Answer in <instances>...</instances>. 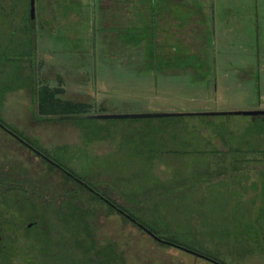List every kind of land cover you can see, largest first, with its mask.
<instances>
[{
    "label": "rangeland",
    "instance_id": "374dc122",
    "mask_svg": "<svg viewBox=\"0 0 264 264\" xmlns=\"http://www.w3.org/2000/svg\"><path fill=\"white\" fill-rule=\"evenodd\" d=\"M16 1L20 4L0 0L4 9L11 5L10 14L0 19V119L7 129L22 134L31 146L53 156L115 203L136 209L134 201L146 200L145 211L155 213L164 227L160 234L188 228L193 231L192 248L208 247L224 264H264V154H250L257 143L263 149L264 142L250 133L240 136L251 123H263L264 115L228 114L264 110V0H99L102 24L121 25L136 9L139 26L152 23L154 28H145V45L135 44L138 32L122 42H115L113 34L100 42L97 34L91 79L84 73L90 0H67L57 14L46 5L48 0H39L41 9L35 0V24L28 17L27 0ZM126 6L134 11L128 14ZM95 16L99 17L97 8ZM134 47L149 51L143 68H135L136 56L127 59ZM32 70L41 73L33 87ZM43 80L51 88L64 89L62 99L74 98L67 94L70 91L82 94L81 99L93 106L88 115H181L47 120L34 103L36 86ZM210 112L221 114H201ZM213 149L219 153H207ZM236 158L242 166L202 175L193 185L196 172L232 165ZM0 171L24 184L21 191L0 195L2 209L18 211L8 214L9 223H4L11 237L4 239L6 249L0 243V264H94L87 252L90 242L102 248V257L113 251L111 264H215L156 243L107 210L106 201L90 203L89 198L95 199L88 192L80 193L83 190L57 170L50 171L1 128ZM181 184L179 194L175 187ZM60 191H78L86 201L88 206H83L76 199L88 210L85 231L58 221L53 212L46 216L53 218L48 242L43 227L22 233L40 215L42 197L53 195L57 205L64 199ZM28 194L33 203L25 201ZM73 215L78 217L76 211ZM14 221L19 223L16 230ZM206 233L212 237L201 240Z\"/></svg>",
    "mask_w": 264,
    "mask_h": 264
},
{
    "label": "trees",
    "instance_id": "16d2710c",
    "mask_svg": "<svg viewBox=\"0 0 264 264\" xmlns=\"http://www.w3.org/2000/svg\"><path fill=\"white\" fill-rule=\"evenodd\" d=\"M27 8H29V2L27 0ZM59 3L61 5H59ZM68 1L67 0H62L60 2V0H48L46 2L47 6H50L52 9V11L56 13V10L59 11V7L62 6L63 8H65L68 5ZM87 7H88V13H85V18L89 19V41H88V49H86L85 52H87V54L89 55L88 58V62L86 65H84V73L90 77H92V71H91V67H92V63L94 64V54L95 51H93L92 47H91V42H92V31L94 28V39L97 38V34L99 35V41L104 42L103 38H107L108 36H111L112 34L114 35V40L115 42H122L126 36H128V38L133 35V32H138L137 34V38L134 40L135 44L136 41L138 43L142 42L144 45L147 44V39L148 37H146L145 35H148V33L146 32L145 28H149L151 30V32H153V24L150 23V25H144L145 28H143V26H139V20L141 19L139 15V12H137V10L130 7V6H126V12L129 14V12L134 11V15H130L128 18H126V20L124 21L123 24L118 25L117 23L113 22L112 24H110L109 26H107V24H102L103 21L102 19L104 18L102 16L101 13H103V9L100 4L99 0H90L89 3H87ZM43 2H40V8H42ZM97 8V13H98V18H96L95 16V9ZM5 12V9L3 7V4L0 3V19L3 18V13ZM115 13V12H114ZM127 14V15H128ZM106 17H109L106 13V15H104ZM84 17V16H83ZM105 17V18H106ZM117 17V18H116ZM119 16H111L109 19H118ZM107 19V18H106ZM29 20V18H28ZM138 20V21H137ZM151 21H153V19H151ZM116 36H118L119 38H116ZM102 44V43H101ZM135 46V45H134ZM34 47V44L33 46ZM146 47V46H145ZM147 48V47H146ZM95 50V49H94ZM139 49L134 47L133 48V54L129 55L127 59L133 58V57H137V61L138 64L136 65L135 68L139 69V68H143V64H144V60L147 57L148 54V49H147V53L145 54V49H140L141 52L138 51ZM81 53V52H79ZM84 55H86V53H84ZM151 57L154 59L155 57V52L154 49H152L151 52ZM27 59V58H26ZM1 60V57H0ZM20 60H25V58H21ZM25 61H29L30 63L34 62L33 58H28ZM86 66V67H85ZM33 67V66H32ZM87 67H89L88 71H87ZM39 68H42V64L40 62ZM40 75V76H39ZM41 77V73H39V71L35 74L32 70V73L30 74L29 78H30V82L32 83V87L35 86L33 83V80L37 79ZM91 79V78H90ZM44 84L41 82L40 86H36V91H35V98H34V103H35V108L37 110V113L40 114L43 118L47 119V120H52V119H57V120H66L68 118L70 119H78V118H85V116H89L92 117V115H88L89 113H91V111H93V106L85 100H82L81 96H83L82 94H75L73 92H69L67 94L72 95L74 98H66L62 99L60 98V95L64 93V89L62 88H51L50 86H48V84H46L44 81ZM0 96H2V91L0 90ZM80 97V98H78ZM101 112V111H99ZM94 113V112H93ZM80 117H78V116ZM82 116V117H81ZM264 118V116H263ZM0 123H2L3 125L4 122L0 119ZM222 124L221 126L224 125V123H220ZM252 134L250 135L251 137H256L258 138V140H261L264 142V121L262 122H253L250 125H248L244 130L243 133L240 135L241 137H245L247 136V134ZM17 134L19 137H21L22 139H24L27 143H29L30 145H33L31 142H29L26 138H24V136L22 134L19 133H15ZM258 142V141H257ZM245 145V143L240 144L239 148H242ZM250 145V144H249ZM258 145V146H257ZM257 145H255L256 147L252 150H250V154L252 157H254V154H256L257 152H261L262 154H264V148L260 149V144L257 143ZM251 146V145H250ZM35 149L41 151L43 153V151L38 148L37 146H33ZM231 150L235 151V148L237 147V145H234L233 143L230 145ZM254 147V146H252ZM216 153L218 154V151H215V149L212 150V152H207L208 154L210 153ZM34 154V152H31ZM237 153V151H235V154ZM44 154V153H43ZM36 155V154H35ZM47 157H49L50 159H52L53 161H55L56 163H58L60 166H62L64 169H66V167L61 164L60 162H58L53 156H50L48 154H44ZM38 158H40L43 162L44 165H46V167L52 171V170H57L59 172V169H57L56 167H54L52 164H50L49 162L45 161L44 159H42L40 156L36 155ZM234 163L232 165L228 164L225 167L219 168V169H213L211 170H205L204 172H196L197 174V178L196 180L193 182L194 184H197V182L200 181L202 175L204 177V175H212V174H219L221 171L223 170H227V171H231V169H236L238 168V166H242L243 163H240V158H236L234 159ZM239 162V163H238ZM238 163V164H237ZM67 171H69L70 173H72L75 177H77L78 179H80L81 181H83L85 184H87L89 187H91L93 190H95V192H97L98 194H96L94 191H80V193L83 192H88V194L90 196H92L95 200H93L92 198H89L88 200H90L91 202H95V203H99L104 205V200H102L99 196L104 197L105 199H107L108 201H110L111 203H113L116 207H118L119 209H121L124 213H126L127 215H129L130 217H132L133 219H135L138 223L142 224L143 226H145L148 230H150L154 235H156L157 237L170 241L172 243H175L177 245H181L183 247L189 248V249H193L196 252H199L205 256H208L216 261H219L220 263L224 264L223 262H221V260L217 259L215 256H217V254L215 253H211L210 249L207 248H202L201 246L199 247V249H194L192 248L191 244V240L193 239V231L186 228L184 230H182L180 232V230H175L173 233L169 231V233L167 235H162L160 234V232H162V229L164 228L162 225H160V220L154 215L155 213H147L145 211V209L148 207L147 205V201L145 200L144 203H139V200L134 201L136 202V204H138V207L136 209H131V208H126L123 205L117 204L115 203L112 199H109L110 197L105 195L102 191H100L97 187L93 186L92 184H90L89 182H85L84 179L78 177L75 172H73L72 170L66 169ZM61 172V176L62 178L67 182H70L72 184H74L77 188H79L80 190H85L87 189L86 187H84L81 183H79L76 179L68 176L67 174H65L64 172ZM180 183L183 182V180L179 181ZM188 182V181H186ZM47 183H45L44 185L46 186ZM188 184V183H186ZM28 185V181H26V188ZM34 185V184H32ZM23 186L24 184L22 183L21 179H14L13 177L9 176L7 173L5 172H1L0 171V195L3 194L4 192L7 193V191H21L23 190ZM67 187V186H66ZM190 186L185 187L186 191L189 189ZM184 189V186L181 184V186H176L175 187V191H179L178 193L181 194L182 190ZM192 190V188L190 189ZM34 192V191H33ZM56 193V191H54ZM50 193H52V191H50ZM177 193V194H178ZM34 196L36 195V193H32ZM58 194V193H56ZM60 194L64 196V199L60 200L57 205L56 202L54 201V197L53 195L47 196V197H42V201H41V209L39 210L40 215L38 216L37 219H35L34 221H36V223H33L32 226L28 229H26L28 232L30 229L33 228H39V227H43L45 233L44 234V241H47V237L49 235H47V228L50 225V223L53 221V218L51 217V219L46 218V216L50 217L51 215H54L53 212L56 214L55 219H57L58 221L63 222L65 225H68V223L70 224V222H72V225L74 227V229H79V231L84 230L87 228L88 225V219H87V214H88V210H86V208H80L78 206V203L76 202L77 198H80V202L83 204V206L87 205L85 204L86 201L83 202L82 197L79 196L78 191H60ZM85 194V193H84ZM27 198H25L26 202H31L33 203V196L28 194L25 195ZM57 198V197H55ZM16 200H21V198H19ZM176 201V200H175ZM15 202V199L14 201ZM202 202H204V199L202 200ZM5 205L4 202H2V200H0V226H1V235L2 237L6 240L8 239V237L10 238L11 235L9 236L8 232H6V227L4 223H9L8 219L10 215H13L15 212L18 213V211L13 210L12 211H8L7 209L4 210V208L2 209V205ZM12 204V203H11ZM159 204V202H158ZM88 206V205H87ZM107 210H112L114 212H116L118 215H120V217L122 218V220L127 221V222H131L133 225H135L137 228H139L142 232H144L147 236H149L142 228H140L139 226H137L135 223H133L132 221H130L127 217H125L123 214L119 213L116 209H114L112 206H110L109 204H105ZM18 207V206H17ZM157 207V206H156ZM11 210V209H10ZM157 209H155L156 211ZM78 215L74 216L73 214ZM11 212V213H10ZM13 213V214H12ZM74 216V217H73ZM13 218H15L14 216H12ZM73 217V218H72ZM32 219V218H31ZM54 219V221H55ZM16 226H14L15 230L17 229V225H19L18 221H14L13 222ZM21 224V223H20ZM165 230L167 231L168 229L165 228ZM8 233V234H6ZM79 233V232H78ZM80 234V233H79ZM78 234V235H79ZM8 235V236H7ZM204 236L201 238V240L205 237H212V234L206 233L203 234ZM71 237V236H70ZM77 238L81 237V236H76ZM153 241H155L156 243L160 244V245H165V246H170L167 243H163L161 241H157L156 239L152 238L151 236H149ZM3 239V241H4ZM76 239V238H74ZM8 241V240H7ZM49 241V240H48ZM47 241V242H48ZM5 242V241H4ZM80 245V243H78ZM95 248V251L98 253H95L97 255H95L92 251V249ZM98 250V251H97ZM102 248L100 249L99 247L97 248L96 246H94V244L92 242H90V249L87 251L89 252V257L92 260V263L94 264H111V255L113 256V251L107 252L106 250V255L102 257ZM1 252V251H0ZM82 253L85 252V250H81ZM58 258L57 260L60 261L62 260V258L60 256L56 257ZM94 259V262H93ZM80 264H85V263H81Z\"/></svg>",
    "mask_w": 264,
    "mask_h": 264
},
{
    "label": "water",
    "instance_id": "95a60500",
    "mask_svg": "<svg viewBox=\"0 0 264 264\" xmlns=\"http://www.w3.org/2000/svg\"><path fill=\"white\" fill-rule=\"evenodd\" d=\"M29 4L31 6L30 9V13H31V18H33V4H34V0H29ZM93 42H94V33L92 31V49H93ZM94 51V50H93ZM225 114V112H222ZM203 115L205 114H221L219 112L215 113V112H210V113H201ZM228 114H243V115H264V110H249V111H233V112H228ZM166 115H181L180 113H174V114H169V113H144V114H96V115H92V117H96V118H135V117H152V116H166ZM80 117V116H78ZM82 117V116H81ZM89 117V116H86ZM0 128L4 131H7L13 138H15L16 140H18L21 144H23L25 147H27L28 149H30L32 152H34L36 155L40 156L42 159H44L45 161L49 162L50 164H52L54 167H56L57 169H59L60 171L64 172L65 174H67L68 176L76 179L79 183H81L84 187H86L87 189L93 191V189L91 187H89L87 184H85L83 181L79 180L78 178H76L72 173H70L69 171H67L66 169H64L62 166H60L58 163H56L55 161H53L52 159H50L49 157H47L46 155H44L43 153H41L39 150L35 149L33 146H31L29 143H27L24 139H22L21 137H19L17 134L13 133L12 131H9L7 129V127L5 125H3L2 123H0ZM95 192V191H94ZM96 194H98L97 192H95ZM102 200L106 201L107 204H109L110 206H112L114 209H116L119 213L123 214L125 217H127L130 221H132L133 223H135L137 226H139L140 228H142L149 236H151L152 238L156 239L157 241H161L163 243H167L170 246H174L177 247L185 252L191 253L194 256H198V257H202L205 258L207 260H210L212 262H214L215 264H222L208 256H205L199 252H196L192 249L183 247L181 245H177L175 243H172L170 241L161 239L159 237H157L156 235H154L150 230H148L145 226H143L142 224L138 223L135 219H133L132 217H130L129 215H127L126 213H124L121 209H119L118 207H116L113 203H111L110 201H108L107 199L103 198L102 196H99ZM32 226V223H28L27 224V228H30Z\"/></svg>",
    "mask_w": 264,
    "mask_h": 264
},
{
    "label": "flooded vegetation",
    "instance_id": "af4514ba",
    "mask_svg": "<svg viewBox=\"0 0 264 264\" xmlns=\"http://www.w3.org/2000/svg\"><path fill=\"white\" fill-rule=\"evenodd\" d=\"M13 1L16 2V5H17V4H20V3H18L16 0H13ZM34 1H35V0H34ZM28 2H29V0H28ZM37 2H39V7H38V9H41V8H40V2H41V1L38 0ZM29 5H30V4H29ZM8 6H9L10 9H11V5H9V4L7 3V8L5 9V12L3 13V15H4V14L9 15V14H10V13H9V12H10V9H9ZM34 6H35V3L33 4V7H34ZM30 7H31V6H29V8H28V14H29L28 17L30 16V17H29L30 20L33 22V24H35V20L37 19V17H36V16H37V15H36L37 12H35V11H34V8H33V14H32V15H33V18H31V13H30V9H31V8H30ZM19 12H20V10H19ZM39 12H40V11H39ZM40 13H41V12H40ZM40 19H41V18H40ZM11 138H13V137L11 136ZM13 140L16 141V142H18L20 145H22L23 148H25V149H27L28 151L32 152L30 149H28L27 147H25L23 144H21V143H20L18 140H16L15 138H13ZM34 154H35V153H34ZM59 173L61 174L60 170H59ZM12 174H14V173L12 172ZM83 191H91V190H89V189H85V190H83ZM93 191H95V190H93ZM29 223H32V224H33V223H36V221H32V222H29ZM26 229H28V228H27V225L23 228L22 233L26 232V231H27ZM0 230H1V226H0ZM0 232H1V231H0ZM7 236H8V235H7ZM3 239H4V238L2 237V235H1V233H0V243H4V244L2 245V248L6 249L7 246H6L5 242L3 241Z\"/></svg>",
    "mask_w": 264,
    "mask_h": 264
}]
</instances>
